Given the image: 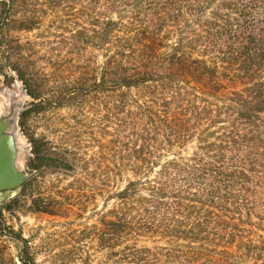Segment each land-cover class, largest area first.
Here are the masks:
<instances>
[{"label":"trees","instance_id":"16d2710c","mask_svg":"<svg viewBox=\"0 0 264 264\" xmlns=\"http://www.w3.org/2000/svg\"><path fill=\"white\" fill-rule=\"evenodd\" d=\"M14 81L73 124L61 148L32 141L10 203L61 218L103 165L78 204L103 207L73 236L95 246L54 264H264V0H0V84ZM52 171L71 182L45 186ZM8 229L20 248L0 264H36Z\"/></svg>","mask_w":264,"mask_h":264},{"label":"rangeland","instance_id":"374dc122","mask_svg":"<svg viewBox=\"0 0 264 264\" xmlns=\"http://www.w3.org/2000/svg\"><path fill=\"white\" fill-rule=\"evenodd\" d=\"M11 99L18 104V108H16L19 140L17 164L28 174L26 164L31 158L32 141L44 138L51 144V147L58 149L61 148L62 143L66 142L65 139L72 140L66 135L73 124L70 119L71 113L68 109L58 110L45 105L40 107L35 105L36 102L26 95L22 84L18 81H14L10 87L0 84V111L8 110ZM23 112L26 115L21 119ZM84 139L83 152L91 163V158L98 153H103L104 138L99 136L95 141H92L90 137ZM44 171L51 172L50 169ZM102 172V164L100 166L89 164L85 177L88 182L81 188V191L71 189L70 186L65 190L66 212L61 218L31 212L30 199L27 197L18 203H10L18 195L19 190L0 192V210L5 224L1 230L2 234L5 235L0 234V248H7L6 252L13 257L16 255V248H20V244L9 237L10 230L8 228L20 233L24 239L30 241L29 246L33 249L36 264H54V256L61 254L63 250L68 248L77 246L93 248L95 244L91 243L86 235L82 236L78 245L73 242V236L77 231L91 227L97 219L94 215V209L99 211L103 207L104 200L101 196L96 197L93 204H87L86 209L78 207V204H81L79 200L85 201L84 197H81L82 193H84L83 195H91L100 188ZM58 178L63 179L62 188L66 187L72 180L65 174H57V171L54 173L52 171V174L45 177V186L49 187ZM58 190L54 189L50 192ZM85 234L87 233L85 232Z\"/></svg>","mask_w":264,"mask_h":264},{"label":"water","instance_id":"95a60500","mask_svg":"<svg viewBox=\"0 0 264 264\" xmlns=\"http://www.w3.org/2000/svg\"><path fill=\"white\" fill-rule=\"evenodd\" d=\"M18 104L11 99L7 111H0V192L19 188L28 178L18 164L19 140L17 133Z\"/></svg>","mask_w":264,"mask_h":264}]
</instances>
